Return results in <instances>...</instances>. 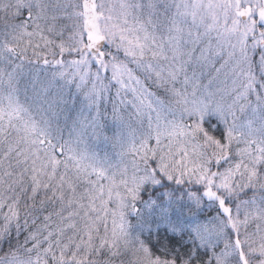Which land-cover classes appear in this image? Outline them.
Here are the masks:
<instances>
[{"label":"snow or ice","instance_id":"6c2138e0","mask_svg":"<svg viewBox=\"0 0 264 264\" xmlns=\"http://www.w3.org/2000/svg\"><path fill=\"white\" fill-rule=\"evenodd\" d=\"M0 264H264V0H0Z\"/></svg>","mask_w":264,"mask_h":264}]
</instances>
